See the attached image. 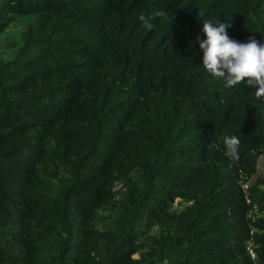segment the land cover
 I'll return each mask as SVG.
<instances>
[{"label":"trees","instance_id":"trees-1","mask_svg":"<svg viewBox=\"0 0 264 264\" xmlns=\"http://www.w3.org/2000/svg\"><path fill=\"white\" fill-rule=\"evenodd\" d=\"M203 19L264 44V0H0V264H264V98Z\"/></svg>","mask_w":264,"mask_h":264},{"label":"clouds","instance_id":"clouds-1","mask_svg":"<svg viewBox=\"0 0 264 264\" xmlns=\"http://www.w3.org/2000/svg\"><path fill=\"white\" fill-rule=\"evenodd\" d=\"M166 13L156 11L149 16L143 13L139 20L147 29L154 27L151 22L155 17H163ZM230 23H221L219 20L203 19V33L206 39L197 36L200 49L203 50V65L213 79H220L226 87L246 84L256 89L257 100L264 98V44L254 36L248 37L247 43L230 39L226 29ZM225 155L233 161H238L241 140L235 135L225 134L221 137ZM211 146H216L215 142ZM254 257V253H253Z\"/></svg>","mask_w":264,"mask_h":264},{"label":"rangeland","instance_id":"rangeland-1","mask_svg":"<svg viewBox=\"0 0 264 264\" xmlns=\"http://www.w3.org/2000/svg\"><path fill=\"white\" fill-rule=\"evenodd\" d=\"M22 35V26L15 25L0 32V59L13 57Z\"/></svg>","mask_w":264,"mask_h":264},{"label":"built area","instance_id":"built-area-1","mask_svg":"<svg viewBox=\"0 0 264 264\" xmlns=\"http://www.w3.org/2000/svg\"><path fill=\"white\" fill-rule=\"evenodd\" d=\"M252 254L254 253L253 250H251Z\"/></svg>","mask_w":264,"mask_h":264}]
</instances>
